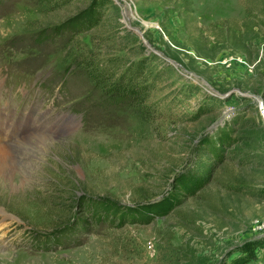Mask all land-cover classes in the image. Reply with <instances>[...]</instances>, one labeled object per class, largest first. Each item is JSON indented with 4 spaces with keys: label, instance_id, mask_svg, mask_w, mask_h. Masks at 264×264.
Instances as JSON below:
<instances>
[{
    "label": "rangeland",
    "instance_id": "374dc122",
    "mask_svg": "<svg viewBox=\"0 0 264 264\" xmlns=\"http://www.w3.org/2000/svg\"><path fill=\"white\" fill-rule=\"evenodd\" d=\"M263 111L264 0H0V264H264Z\"/></svg>",
    "mask_w": 264,
    "mask_h": 264
},
{
    "label": "bare ground",
    "instance_id": "6f19581e",
    "mask_svg": "<svg viewBox=\"0 0 264 264\" xmlns=\"http://www.w3.org/2000/svg\"><path fill=\"white\" fill-rule=\"evenodd\" d=\"M264 113V112H263ZM30 139H35V140H40L41 141V146L38 147V146H35L34 144H32L30 141ZM51 141V139L49 138H45L44 136H39V137H34V136H29L27 138H24L23 140L21 141H18L16 144L14 145H11V146H4V145H1L0 144V178L3 179H7L13 188H16V185L14 183H12V178H14V174L18 171V167L17 165L19 164V167L21 169H24V173H30L29 171H26L27 168H26V165L24 163H22L21 161L20 162H16V161H13L12 157H11V154H12V151L11 149L14 148L15 146H20V145H24L26 144L27 146L24 147L25 150L27 151H30L34 153L33 150H42L41 148L43 147H47V144H50V143H47ZM36 143V142H35ZM27 147V148H26ZM18 148V147H17ZM15 149V148H14ZM17 176V175H16ZM20 181V186L24 183V182H27L28 184H30L26 179H24L22 176L19 177L18 179ZM1 225V224H0Z\"/></svg>",
    "mask_w": 264,
    "mask_h": 264
},
{
    "label": "trees",
    "instance_id": "16d2710c",
    "mask_svg": "<svg viewBox=\"0 0 264 264\" xmlns=\"http://www.w3.org/2000/svg\"><path fill=\"white\" fill-rule=\"evenodd\" d=\"M96 15V14H95ZM94 18V17H93ZM97 23L96 18L92 19L90 18V15H82L76 22H72V24L66 25L63 28H57V31L63 30L64 28L68 31V29H70L72 32H83V31H88L90 30L93 26H95ZM45 36H43L44 38ZM207 166H205V170L208 171L209 168H206ZM204 166L201 168V170L203 171Z\"/></svg>",
    "mask_w": 264,
    "mask_h": 264
},
{
    "label": "water",
    "instance_id": "95a60500",
    "mask_svg": "<svg viewBox=\"0 0 264 264\" xmlns=\"http://www.w3.org/2000/svg\"><path fill=\"white\" fill-rule=\"evenodd\" d=\"M257 101H258V106H259V108L261 109L262 108V101H260L259 99H257ZM264 112V111H263Z\"/></svg>",
    "mask_w": 264,
    "mask_h": 264
}]
</instances>
